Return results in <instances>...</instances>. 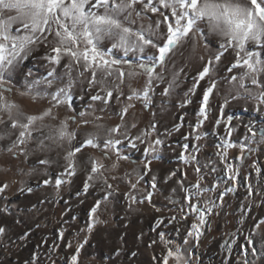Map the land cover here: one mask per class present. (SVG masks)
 I'll return each mask as SVG.
<instances>
[{
    "label": "rangeland",
    "instance_id": "rangeland-1",
    "mask_svg": "<svg viewBox=\"0 0 264 264\" xmlns=\"http://www.w3.org/2000/svg\"><path fill=\"white\" fill-rule=\"evenodd\" d=\"M12 14L5 12L3 15L7 18ZM148 17H151L153 26L159 19L151 13L140 19L133 14L134 27L139 28L141 24L147 27ZM205 34L206 41L197 34L195 42L190 38L171 54L165 80L157 83L149 93L147 107L143 99L128 100L131 94L129 85L133 89H143L146 81L143 73L131 79L126 76L107 105L90 99L97 94L100 85L90 88L87 83L90 74L80 77L76 70L72 72L76 83L70 106L53 107L50 96L34 100L32 97L36 92L53 93L69 78L64 67L67 59L60 65L50 64L43 58L48 51L43 45L37 46L28 59L6 75L4 87L11 90L5 91L4 95L19 105L22 112L38 115L51 108L52 115L43 123L55 127L66 121L68 131L76 133L73 147H79L89 132L99 134L100 146L85 147L77 154L75 175H64L62 178L68 182L57 190L55 179L64 172L67 164L64 159L67 143L57 147L45 141L50 145L49 150L37 149L38 140L50 131L45 128L34 134L36 139L28 146L30 154L27 159L23 154L12 156L3 149L15 140L19 130H12L10 121L0 125V133L11 132L10 138L0 140V186L8 185L0 192V227L5 229L0 233V264H72L73 255L78 257L77 264H158V261L162 264L166 249L160 240L161 232L165 234V240L171 242L169 246L173 250L176 246L181 248L190 264H245V261L247 264H264V142L259 136L251 138L246 127L254 125L257 130L264 127V106L257 112L253 100L246 97L233 99L236 91H229L232 85L226 78L230 75L227 67L234 62L235 53L229 50L213 76L218 87L209 97L208 119L193 132L197 120L203 119L198 117V112L210 80L206 77L200 81L194 92L189 89L209 57L219 50L220 42L219 37ZM110 43L105 41L104 47H109ZM148 52L151 54L155 50L148 49ZM120 56L122 53L117 54V58ZM132 60L135 63V57ZM53 68L56 69L55 79L47 76ZM239 71L234 70V73ZM174 72L177 74L175 84L169 95H163ZM45 78L53 79L50 87ZM36 80L45 82L27 94L29 86ZM116 83L119 82L114 78L109 79L108 87H114ZM100 94L104 95L103 92ZM185 100L189 102L185 103ZM225 100L228 104L221 113L220 105ZM129 103L132 107L128 108L123 121L128 138L150 133L148 143L157 138L162 141L155 146L158 152L146 156L144 148L147 143L134 141L137 147L131 148L125 140L118 147L121 155L128 159H118L114 150L105 156L103 142L107 138V129L121 123V110ZM81 112L86 115L81 117ZM228 116L232 117L231 136L226 134L224 126ZM217 118L221 119L219 125L216 124ZM0 119L7 121V114L0 111ZM97 124L104 127L97 129ZM153 124L155 129L151 127ZM177 125L180 126L178 130ZM113 138L124 139L118 134H113ZM224 140L234 145L227 149L226 162L238 169L235 182L225 175V164L218 155L223 150ZM185 144L189 146L187 149ZM242 144L245 146L243 153ZM182 152L186 157L195 156L196 160L180 159ZM90 158L99 160L103 168L95 174L85 192L84 182L92 167ZM42 159H48L50 164H39ZM146 163L148 169L144 167ZM213 168L216 171H212ZM153 177L156 178L155 189L151 187ZM45 179L51 182L45 185ZM197 182L208 189L214 184L218 186L186 200L185 189L196 191L192 185ZM132 184H136L135 189ZM249 185L253 190L251 195L248 194ZM21 188L24 190L20 191ZM28 188L32 191L28 192ZM225 188L234 191L225 192L221 200L220 193ZM148 192H152L151 202L145 199ZM133 196L136 198L134 202L130 199ZM98 201L99 207L90 217L89 212ZM189 203L196 204L205 213V224H199L200 212H194ZM161 219L163 222L157 226V220ZM194 222L199 225V235L196 229H192ZM90 223H93L91 231ZM190 230L193 234L189 237ZM81 245V251L77 253L76 249ZM169 264H175V261L170 259Z\"/></svg>",
    "mask_w": 264,
    "mask_h": 264
},
{
    "label": "snow or ice",
    "instance_id": "snow-or-ice-1",
    "mask_svg": "<svg viewBox=\"0 0 264 264\" xmlns=\"http://www.w3.org/2000/svg\"><path fill=\"white\" fill-rule=\"evenodd\" d=\"M5 12L14 14L5 18L3 15ZM149 13L159 17L154 21V26L151 17H148L150 22L147 27L143 24L139 28L134 27L136 20L133 19V14L137 19H140L148 16ZM201 25L203 27H200ZM205 32L208 35L219 37L220 42L219 50L214 56L209 57L202 70L197 73L193 87L189 89V92H194L200 81L206 77L210 80V86L204 89L198 112V117H203V119L197 120L193 132L203 125L204 120L208 119L209 97L218 87V82L213 76L222 57L229 50L235 53L234 62L227 67V73L230 75L226 78L232 85L229 91H236V96L233 99L246 97L253 100L257 112L260 111L261 106H264V0H0V111L5 112L8 117L7 121L0 119V125L10 121L11 129L19 130L15 140H12L3 150L12 156L23 154L27 159L30 154L28 146L36 139L34 134L45 128H50L48 134L38 140L37 149L49 150L50 145L45 141H49L57 147H63L67 143L68 150L64 155L67 164L64 172L55 179V186L59 190L62 184L68 182L62 178L64 175L69 177L75 175L77 154L85 147L97 148L100 146L99 134L89 132L79 147H73L76 133L68 131L66 121H61L55 127L43 123L45 118L52 115L51 108L45 109L38 115H26L20 110L19 105L5 97L4 92L11 90L4 87L6 75L28 59L37 46L43 45L48 49L43 58L52 65H60L67 59L68 63L64 67L69 78L67 83L58 87L53 93L36 92L32 97L34 100L41 96H50L53 107L62 104L70 106L72 90L76 83L72 78V72L76 70L80 77H84L86 73L90 74V79L87 80L90 88L100 85L97 94L92 95L90 99L102 101L107 105L113 97L114 91H119V85L124 83L126 76L131 79L143 73L146 76L143 89H133L129 85L131 94L128 96V100L143 99L144 106L147 107L149 93L153 91L157 83H163L165 80L164 73L167 70L166 65L171 54L178 47L187 43L190 38L195 42L197 34L201 40L206 41ZM105 41L111 42L109 47H104ZM205 47H208L207 43ZM148 49H154L155 52L149 54ZM118 53H122L120 58H117ZM132 57H135V63ZM158 68L160 71H157ZM237 69L241 71L234 73V70ZM28 75L31 73L29 72ZM176 75L174 72L172 80L168 82V87L164 88L163 95L170 94L175 84ZM47 76L55 79L56 69L50 70ZM112 78L119 83H116L114 87H108V81ZM45 80L50 87L53 79L45 78ZM43 82L45 81H33L27 94H31L35 86ZM101 92L104 95H101ZM188 102L185 100V103ZM227 104L228 100H225L224 104L220 105L221 113ZM129 107H132L130 103L121 110V123L107 129V138L103 142L105 156L109 151L114 150L118 159H128L127 156L121 155V149L118 147L125 140L131 148L137 147L134 141H139L142 144L147 143V147L144 148L145 155H155L158 152L155 146L162 143L160 139L157 138L154 142L148 143L147 136L150 133H142L140 136L128 138L123 121ZM85 115V112L80 113L81 117ZM69 119L75 120V117ZM231 121L232 117L228 116L224 123L228 136L232 134ZM38 123L39 127H37ZM216 124H221L220 118H217ZM95 127L102 129L104 126L97 124ZM151 127L155 129L156 126L153 124ZM179 127L177 125L176 130ZM246 127L247 131L251 133V138L259 136L260 141L264 142V127L258 130L254 125ZM113 134H118L124 139H115ZM10 136L11 132L0 133V140L10 138ZM195 138L198 140L200 137L197 135ZM185 139L187 140L188 137ZM233 146L229 140H224L223 150L218 155L221 162L225 164V175L230 181L235 182L238 169H234L232 164L226 162L227 149ZM184 147L187 149L189 146L185 144ZM244 147L243 144L240 145L241 153H243ZM241 158L242 156L236 157V159ZM90 159L92 167L84 182L85 192L90 186L89 182L103 168V164L99 160ZM180 159L196 160V157L192 155L186 157L182 152ZM38 163L48 165L50 161L42 159ZM113 167H116V164H113ZM144 167L148 169V164L146 163ZM196 171L199 173L200 169L197 168ZM212 171H216V169L213 168ZM155 179V177L152 178L151 187L153 189L156 187ZM50 182V179L43 181L45 185ZM131 186L133 189L136 188V184ZM217 186L214 184L212 189H208L203 188L197 182L192 185L196 191L190 192L185 189L187 193L185 199L190 201L192 197L213 190ZM7 187V184L0 186V192H3ZM23 190V188L20 189V191ZM27 191L31 192L32 189L28 188ZM232 191H234L233 188H225V191L220 193L221 200H223L225 192ZM252 191L249 185L248 194L251 195ZM151 197L152 192H148L145 199L151 202ZM130 199L134 202L136 198L133 196ZM99 203L98 201L97 205L90 210V217L97 211ZM188 206L194 212H200L199 224H205V213L196 204L189 203ZM208 211L210 212L211 208ZM172 220H175V217ZM162 222V219L157 220V226ZM171 222L170 220L169 223ZM93 223L89 224V231H91ZM192 229H196L197 235H199L197 223L192 224ZM4 232L5 229L0 227V233ZM192 234L190 230L188 236L190 237ZM160 240L166 249V253L162 257V264H169L170 259L174 260L175 264H190V261H187L183 256L179 246H176L175 250L169 246L171 242L165 240L163 232L160 233ZM185 242L187 243V240ZM81 248L82 245L78 246L76 252L79 253ZM77 259V255H73L71 257L72 264H77ZM158 264L161 262L158 261Z\"/></svg>",
    "mask_w": 264,
    "mask_h": 264
},
{
    "label": "bare ground",
    "instance_id": "bare-ground-1",
    "mask_svg": "<svg viewBox=\"0 0 264 264\" xmlns=\"http://www.w3.org/2000/svg\"><path fill=\"white\" fill-rule=\"evenodd\" d=\"M188 205V204H187Z\"/></svg>",
    "mask_w": 264,
    "mask_h": 264
}]
</instances>
